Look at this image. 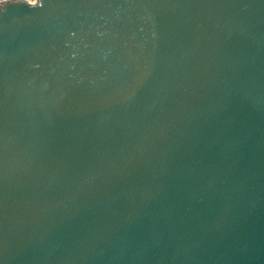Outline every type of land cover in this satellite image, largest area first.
Here are the masks:
<instances>
[{"label":"water","instance_id":"95a60500","mask_svg":"<svg viewBox=\"0 0 264 264\" xmlns=\"http://www.w3.org/2000/svg\"><path fill=\"white\" fill-rule=\"evenodd\" d=\"M0 264H264V0L0 5Z\"/></svg>","mask_w":264,"mask_h":264},{"label":"built area","instance_id":"2783aa9c","mask_svg":"<svg viewBox=\"0 0 264 264\" xmlns=\"http://www.w3.org/2000/svg\"><path fill=\"white\" fill-rule=\"evenodd\" d=\"M6 1H7V0H6ZM25 1H27V2H29V3H31V4H33V3H36L37 0H25Z\"/></svg>","mask_w":264,"mask_h":264},{"label":"clouds","instance_id":"9594fccd","mask_svg":"<svg viewBox=\"0 0 264 264\" xmlns=\"http://www.w3.org/2000/svg\"><path fill=\"white\" fill-rule=\"evenodd\" d=\"M6 0H0V5L4 4Z\"/></svg>","mask_w":264,"mask_h":264}]
</instances>
